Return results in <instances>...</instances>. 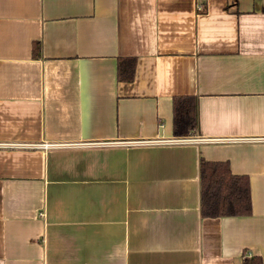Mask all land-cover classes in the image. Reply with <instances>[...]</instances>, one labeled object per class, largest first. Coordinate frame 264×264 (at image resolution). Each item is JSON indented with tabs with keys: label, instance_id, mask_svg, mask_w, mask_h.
Listing matches in <instances>:
<instances>
[{
	"label": "crops",
	"instance_id": "0c3cea01",
	"mask_svg": "<svg viewBox=\"0 0 264 264\" xmlns=\"http://www.w3.org/2000/svg\"><path fill=\"white\" fill-rule=\"evenodd\" d=\"M177 96L206 142L173 138ZM200 158L247 176L250 216L200 217ZM248 256L264 264V0H0V264Z\"/></svg>",
	"mask_w": 264,
	"mask_h": 264
},
{
	"label": "trees",
	"instance_id": "16d2710c",
	"mask_svg": "<svg viewBox=\"0 0 264 264\" xmlns=\"http://www.w3.org/2000/svg\"><path fill=\"white\" fill-rule=\"evenodd\" d=\"M116 76L118 82L129 83L135 75L134 57L118 58ZM172 136L191 138L199 128L198 106L195 96H177L171 100ZM200 217H246L252 213L250 184L247 176L232 173L228 162L199 159ZM241 264H263L257 256L245 257Z\"/></svg>",
	"mask_w": 264,
	"mask_h": 264
},
{
	"label": "built area",
	"instance_id": "2783aa9c",
	"mask_svg": "<svg viewBox=\"0 0 264 264\" xmlns=\"http://www.w3.org/2000/svg\"><path fill=\"white\" fill-rule=\"evenodd\" d=\"M207 140L202 139V138H198V137H192V138H178L177 139V143L181 142V143H194V142H206ZM54 145H48V144H43L41 147L43 149H51V147H53Z\"/></svg>",
	"mask_w": 264,
	"mask_h": 264
}]
</instances>
